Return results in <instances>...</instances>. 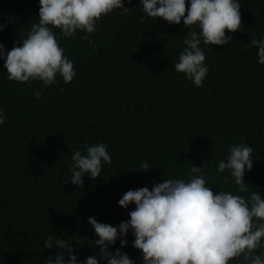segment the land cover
Returning <instances> with one entry per match:
<instances>
[{
	"label": "trees",
	"instance_id": "trees-1",
	"mask_svg": "<svg viewBox=\"0 0 264 264\" xmlns=\"http://www.w3.org/2000/svg\"><path fill=\"white\" fill-rule=\"evenodd\" d=\"M240 2L243 30L228 46L204 47L209 73L202 87L174 68L189 29L142 17L140 0H126L136 12L102 19L90 36L95 50L83 33L61 37L77 77L71 84L58 77L40 99L41 82L9 81L0 60V264H47L58 254L44 248L48 236L69 239L80 260L95 255L88 218L113 226L130 219L135 206L124 209L119 200L129 190H151L165 172L186 178L192 165L205 164L214 193L234 190L215 169L236 143L253 148L245 181L264 195V65L249 46L264 38V0ZM39 8V0H0L7 50L27 37ZM96 143L107 144L112 164L96 180L85 177L83 188L67 184L72 150ZM143 161L155 167L142 172ZM127 239L123 250L142 264L131 233ZM81 241L85 246L75 245Z\"/></svg>",
	"mask_w": 264,
	"mask_h": 264
},
{
	"label": "clouds",
	"instance_id": "clouds-1",
	"mask_svg": "<svg viewBox=\"0 0 264 264\" xmlns=\"http://www.w3.org/2000/svg\"><path fill=\"white\" fill-rule=\"evenodd\" d=\"M131 4L132 0H127ZM39 19L31 25L27 37L17 41L9 51L0 43V60L4 61L7 79L19 84L41 82L35 90L37 99L44 91L59 83L71 84L77 77L74 61L66 55L60 40L73 39L83 33V39L93 50L97 45L90 36L99 23L113 13L128 15L136 8L126 7V0H39ZM240 0H140L143 16L157 21L163 18L169 25L189 29L184 48L174 68L177 73L202 87L209 67L205 46H228L233 36L243 30ZM6 25H0V32ZM256 49L257 64L264 65V38H251ZM6 116L0 108V126ZM253 148L244 142L233 144L226 159L218 161L216 172L223 174L224 183L234 182V190L214 193V183L202 167L190 168L186 178H169L155 184L151 190L143 187L127 191L119 206L128 209L130 219L118 226L101 223L89 217L97 239L87 245L97 249L95 255L79 259V248L69 239L48 236L44 248L56 249L47 264H137L125 252L127 237H134L132 247L142 256V264H264V195L258 188L252 191L245 181L255 160ZM71 176L67 181L83 188L85 177H102L112 156L105 143L72 150ZM142 172L155 166L149 161L139 165ZM219 185V184H218ZM220 186V185H219ZM119 241V247L116 248ZM81 248L82 241L77 242ZM115 248V251L110 249ZM64 250L65 254L61 251Z\"/></svg>",
	"mask_w": 264,
	"mask_h": 264
}]
</instances>
